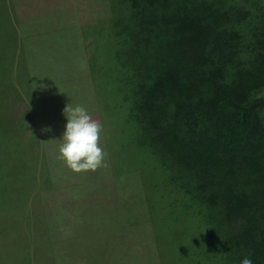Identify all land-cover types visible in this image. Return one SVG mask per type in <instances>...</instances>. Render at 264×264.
I'll return each instance as SVG.
<instances>
[{"label": "trees", "instance_id": "16d2710c", "mask_svg": "<svg viewBox=\"0 0 264 264\" xmlns=\"http://www.w3.org/2000/svg\"><path fill=\"white\" fill-rule=\"evenodd\" d=\"M108 2L116 107L152 191L186 221L174 241L191 264H264V0ZM13 50L0 82L19 94Z\"/></svg>", "mask_w": 264, "mask_h": 264}, {"label": "rangeland", "instance_id": "374dc122", "mask_svg": "<svg viewBox=\"0 0 264 264\" xmlns=\"http://www.w3.org/2000/svg\"><path fill=\"white\" fill-rule=\"evenodd\" d=\"M3 2L26 28L17 37L0 8V67L7 68L15 49L20 88L18 94L10 81L0 82V264L14 250L12 264H191L192 255L174 241L186 221L168 214L170 201L160 203L152 191L147 162L134 160L125 115L116 107L108 0ZM67 105L83 106L102 125L106 166L95 172L73 173L57 159ZM40 137L50 139L51 155L38 151ZM50 180L66 187L49 190L48 202L43 191Z\"/></svg>", "mask_w": 264, "mask_h": 264}, {"label": "clouds", "instance_id": "9594fccd", "mask_svg": "<svg viewBox=\"0 0 264 264\" xmlns=\"http://www.w3.org/2000/svg\"><path fill=\"white\" fill-rule=\"evenodd\" d=\"M64 113H67V123L57 159L73 173L95 172L106 166V153L100 146L101 123L93 119L83 106L73 108L67 105ZM241 264H252V261L245 257Z\"/></svg>", "mask_w": 264, "mask_h": 264}, {"label": "crops", "instance_id": "0c3cea01", "mask_svg": "<svg viewBox=\"0 0 264 264\" xmlns=\"http://www.w3.org/2000/svg\"><path fill=\"white\" fill-rule=\"evenodd\" d=\"M63 64H64V62H63ZM62 71L65 72L64 71V67H62V68L60 67L58 73H61ZM36 110L38 111L37 113H38V116H39V118H38V116L36 118L37 119V123L36 124L38 125L39 131H40L42 129V127L40 125L41 124V116H40L39 110L38 109H36ZM49 140H50L49 138H41L40 137V139L38 140V145H37L38 151H41L42 153H46V154L51 155V153H50L51 151H49V150H51V148H49V150H48L47 145H46L48 142H50ZM49 174L51 176V173L50 172H49ZM54 187H55V189H54ZM65 187H66V185L63 184V182L61 180H58V183L55 184V186H54V183L50 180L49 183H47V190L45 189L43 191V195L44 194H47V200H48V202H50V197H49L50 191L49 190H51L53 188L54 190H57V191H59L61 193H65ZM58 205H61V204H58ZM21 227L22 228H26V224L22 222L21 223ZM13 254H15V250H14V253H11V259H10V261H7V258L5 259L7 261L6 264H12L11 261L13 260Z\"/></svg>", "mask_w": 264, "mask_h": 264}]
</instances>
